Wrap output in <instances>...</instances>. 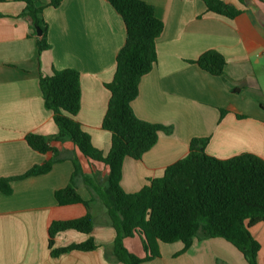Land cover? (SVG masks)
<instances>
[{
  "label": "crops",
  "instance_id": "crops-1",
  "mask_svg": "<svg viewBox=\"0 0 264 264\" xmlns=\"http://www.w3.org/2000/svg\"><path fill=\"white\" fill-rule=\"evenodd\" d=\"M142 1L153 6L164 30L157 40L158 62L141 78L132 108L140 120L172 127L173 132H161L142 159H124L122 189L136 193L161 178L168 166L187 156L195 138L208 139L205 152L220 160L244 153L264 160V0H221L240 12L233 19L209 12L203 0ZM24 8L16 0L0 2V179L20 177L51 157L31 149L26 136L58 133L40 89V77L54 70L78 71L81 108L76 120L104 155L112 143L102 122L111 96L105 85L113 80L126 39L122 18L106 0H61L43 12L51 48L39 53L32 20L21 17ZM211 50L226 60L223 76L192 63ZM52 146L61 152L62 162L46 174L13 181L10 195L0 193V264H122L105 258L116 231L99 200L101 188L94 187V194L84 183L92 172L99 173L102 183L108 167L86 159L71 142ZM71 158L82 167L77 190L88 208L83 203L60 206L55 199L74 173ZM88 212L94 219L92 232H59L52 249L89 239L97 248L53 257L51 223ZM250 232L260 245L258 264H264V223ZM124 245L145 257L138 236L125 239ZM159 249V258L143 264H249L222 238L195 239L184 252L181 242L160 243Z\"/></svg>",
  "mask_w": 264,
  "mask_h": 264
},
{
  "label": "trees",
  "instance_id": "trees-1",
  "mask_svg": "<svg viewBox=\"0 0 264 264\" xmlns=\"http://www.w3.org/2000/svg\"><path fill=\"white\" fill-rule=\"evenodd\" d=\"M6 0H0L5 2ZM25 4L21 17L32 20V35L36 38L39 53L51 48L48 24L43 17L47 7H58L61 0L43 4L40 0H16ZM122 18L126 39L116 57V71L112 82L105 85L110 91L103 130L112 135L111 149L107 155L94 147L91 136L76 120L81 108V85L78 71L54 70L40 77V89L47 110L53 114L58 133L50 136L28 134L27 144L34 151L50 154L48 161L32 167L24 175L0 179V193L10 195L11 183L48 173L64 159L53 142H71L89 161L108 167L103 182L98 172L84 180L95 194L100 187L99 200L116 231L115 241L105 249V258L122 264H143L161 256L160 243L181 242L183 252L195 239L222 238L233 244L249 264H258L259 243L250 229L264 223V160L244 153L228 160H220L205 152L208 139H192L189 153L168 166L161 178L136 193H126L121 187L122 167L125 158L142 159L157 143L159 134H171L173 128L140 120L132 108L139 95L141 78L150 73L158 62L157 40L164 23L155 16L153 6L142 0H106ZM207 10L233 19L240 12L221 0H203ZM40 28L42 34L37 35ZM202 70L214 76H223L226 66L224 56L214 50L203 53L196 61ZM237 92L236 89L232 90ZM224 114L225 112L222 111ZM74 173L67 187L55 192L60 206L83 203L78 194L77 179L83 175L81 165L73 158ZM94 219L88 212L83 217L53 221L49 227V246H54L55 236L62 231L75 230L90 234ZM138 236L145 257L129 252L124 240ZM97 248L92 239L81 244L52 249L58 257L71 251H93Z\"/></svg>",
  "mask_w": 264,
  "mask_h": 264
},
{
  "label": "water",
  "instance_id": "water-1",
  "mask_svg": "<svg viewBox=\"0 0 264 264\" xmlns=\"http://www.w3.org/2000/svg\"><path fill=\"white\" fill-rule=\"evenodd\" d=\"M36 31H37V35H38V36H40V35L42 34L40 28H37Z\"/></svg>",
  "mask_w": 264,
  "mask_h": 264
}]
</instances>
